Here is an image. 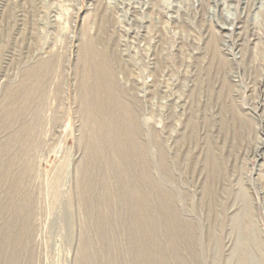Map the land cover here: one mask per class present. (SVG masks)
Here are the masks:
<instances>
[{"label": "rangeland", "instance_id": "obj_1", "mask_svg": "<svg viewBox=\"0 0 264 264\" xmlns=\"http://www.w3.org/2000/svg\"><path fill=\"white\" fill-rule=\"evenodd\" d=\"M0 264H264V0H0Z\"/></svg>", "mask_w": 264, "mask_h": 264}]
</instances>
